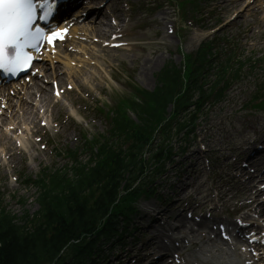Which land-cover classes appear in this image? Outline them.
Wrapping results in <instances>:
<instances>
[{
    "label": "trees",
    "instance_id": "16d2710c",
    "mask_svg": "<svg viewBox=\"0 0 264 264\" xmlns=\"http://www.w3.org/2000/svg\"><path fill=\"white\" fill-rule=\"evenodd\" d=\"M171 79L172 77L167 74L165 88H170L169 80ZM160 97V95L153 99L150 97L156 107L146 111L152 119L160 118L161 110H163L166 105ZM150 129L151 126L144 125L142 129L134 132V149L130 154L132 158L136 159L140 149L147 143L148 135L146 136V134H149ZM107 164L108 162L105 161L100 169L93 170L90 173H82L79 182L84 185L87 184L90 187L94 182L100 183L102 180H105L107 187L114 188L117 185V178L120 176L124 164L115 162L112 167H108ZM77 188L78 186H75L73 190L76 191ZM73 190H71V192ZM107 198L108 197L105 199ZM64 212L67 213V210ZM80 215L86 216L84 206L77 207L72 211L70 210L66 217L71 219L77 217L81 219L82 216ZM54 216L60 217L59 214ZM77 220L75 219L70 225L65 223V227L68 225L65 234L74 231L76 224H78ZM50 246L51 243L48 241L43 244H41V241L37 242V236L34 234H29V236L26 237L23 236L22 232H18L17 227H14L8 218L0 219V264H37V260L41 255L40 252H51L52 246Z\"/></svg>",
    "mask_w": 264,
    "mask_h": 264
},
{
    "label": "snow or ice",
    "instance_id": "6c2138e0",
    "mask_svg": "<svg viewBox=\"0 0 264 264\" xmlns=\"http://www.w3.org/2000/svg\"><path fill=\"white\" fill-rule=\"evenodd\" d=\"M57 2L0 0V69L16 75L33 60L27 49L37 48L45 38L49 44L64 38L63 31H52L46 36L45 29L35 23L37 8L42 12L39 19L46 21L54 13Z\"/></svg>",
    "mask_w": 264,
    "mask_h": 264
},
{
    "label": "bare ground",
    "instance_id": "6f19581e",
    "mask_svg": "<svg viewBox=\"0 0 264 264\" xmlns=\"http://www.w3.org/2000/svg\"><path fill=\"white\" fill-rule=\"evenodd\" d=\"M104 16H105V14H104ZM94 26H95V28H97L98 26H101V28L99 30H96L90 26V28L93 32L102 33L103 27L107 26V23L99 21L98 23H95ZM152 67H153V65L150 67H147L146 70H152ZM70 68L71 67H68L67 69H70ZM47 75H48V73L45 74L46 77H47ZM42 82H43V80L41 81V83ZM41 83L36 82L35 85H37V86L28 87L27 92L23 95L19 94V95H16L15 97L7 98V103L9 104L8 108L9 109L13 108L12 111H14V112L16 109V113H18V115L20 117H21V115L22 116L24 115L23 116L25 119V121L23 122L24 124H29V123H32L34 121L35 109H34V107H32V100H34L35 97L39 96V99L41 101V106L45 107V109L50 106L49 105L50 104L49 103V101H50L49 93H48L46 87H44ZM28 90H30V91H28ZM2 147H3V143L0 141V149H2ZM8 150H10V149L6 148V151H8ZM16 155H17L16 152L11 153V154H9V157L13 158Z\"/></svg>",
    "mask_w": 264,
    "mask_h": 264
},
{
    "label": "rangeland",
    "instance_id": "374dc122",
    "mask_svg": "<svg viewBox=\"0 0 264 264\" xmlns=\"http://www.w3.org/2000/svg\"><path fill=\"white\" fill-rule=\"evenodd\" d=\"M176 44H177V42H176ZM172 49H175V48H172ZM107 56H112V57H114V54H113V53H108ZM121 56H122V54L120 55V57H121ZM263 57H264V56H263ZM168 59H169V57L167 56L165 62H167ZM170 60H174V61L178 64V63H180L181 55H180L179 53H175V54H174V51H172V55H171ZM263 61H264V59H263ZM119 63H121V61H119ZM262 64H263V63H262ZM263 65H264V64H263ZM263 65H262V66H263ZM154 71H156V70H154ZM145 82H146V85H147L148 87H150V86L152 85V83H151L150 80H149V76H148L147 80H145ZM117 91H118V92H117ZM117 91H114V93H115V97H117V95H118L119 93H122V91H120V90H117ZM96 124H98V122H97ZM45 164H46V163H45ZM7 208L9 209L10 212H12V213L15 214L16 216L20 217V216H22V215H23L25 212H27V211H28L29 213H32L33 211H35V209H36V205H35V203H34L33 196H31V195H27V197H26V201L24 202V205H21V206H20L19 204H17V205H12V206L8 205Z\"/></svg>",
    "mask_w": 264,
    "mask_h": 264
}]
</instances>
